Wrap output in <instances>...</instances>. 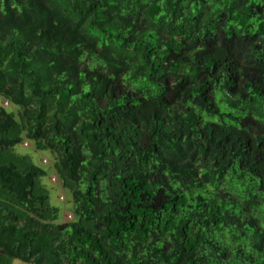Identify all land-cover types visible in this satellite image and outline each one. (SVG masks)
Listing matches in <instances>:
<instances>
[{
	"label": "trees",
	"instance_id": "obj_1",
	"mask_svg": "<svg viewBox=\"0 0 264 264\" xmlns=\"http://www.w3.org/2000/svg\"><path fill=\"white\" fill-rule=\"evenodd\" d=\"M13 261L264 264V0H0Z\"/></svg>",
	"mask_w": 264,
	"mask_h": 264
},
{
	"label": "rangeland",
	"instance_id": "obj_2",
	"mask_svg": "<svg viewBox=\"0 0 264 264\" xmlns=\"http://www.w3.org/2000/svg\"><path fill=\"white\" fill-rule=\"evenodd\" d=\"M4 106L8 107L7 105ZM7 109H11V107L9 106V108ZM15 151L19 155L31 157L34 164H36L39 167H42L45 170H49L48 177L43 179L42 184L46 186V189L49 192L50 204L59 208L60 210L59 216L60 218H62L61 222H70L72 220V217L69 214L72 207L70 196L67 192H64L62 190V188L60 187V183L57 179V176L54 173L53 169L51 168L52 157L46 152L38 153L35 150L33 143L27 141H25L22 145L17 146L15 148ZM11 264H22V263L19 261H13Z\"/></svg>",
	"mask_w": 264,
	"mask_h": 264
}]
</instances>
